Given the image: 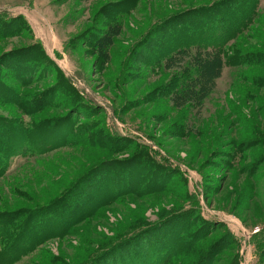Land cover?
<instances>
[{
  "label": "rangeland",
  "instance_id": "rangeland-1",
  "mask_svg": "<svg viewBox=\"0 0 264 264\" xmlns=\"http://www.w3.org/2000/svg\"><path fill=\"white\" fill-rule=\"evenodd\" d=\"M207 1L0 0V82L13 90L0 95V116L30 129L13 136L27 147L0 177V213L35 216L63 194L51 210L87 202L62 224L45 211L61 231L27 233L21 242L34 248L14 264H84L145 225L108 257L179 228L162 243L167 264H264V0L238 40L249 62L174 100L185 58L165 63L176 23L160 21ZM90 190L107 195L89 203Z\"/></svg>",
  "mask_w": 264,
  "mask_h": 264
},
{
  "label": "trees",
  "instance_id": "trees-1",
  "mask_svg": "<svg viewBox=\"0 0 264 264\" xmlns=\"http://www.w3.org/2000/svg\"><path fill=\"white\" fill-rule=\"evenodd\" d=\"M260 1L261 0H212L175 11L160 21L162 23L172 19L170 23H176V30H172L167 36L168 38H171V46L167 48V52H165V54L168 53L165 58V63L171 64L177 59L183 60L185 58V65L181 71L173 74V82L175 80H179L178 87H175L172 92V98L174 100L182 99L184 96V90L192 91L190 89H193L192 86L195 85H198V88L202 91H208L213 87L215 78L220 75L222 67L225 64L235 68L240 66L242 63L244 64V59L247 56H252L251 54L253 52L251 51L245 53L246 50L241 47L238 40L245 35L255 23L259 12ZM188 15H191V19L183 21V23L179 22L180 20H186ZM260 57L262 58L263 56ZM245 60V62H249L247 59ZM50 63L52 65L55 64L52 60ZM194 65L196 66V69L192 68ZM21 80L23 81V79ZM2 84H4V86ZM11 90V87H9L7 83L0 82V95L3 96L1 98L6 99L5 97L9 96L8 93ZM10 126H16V128L21 131H13L12 133L7 132L8 127ZM27 129L29 128L25 127L24 123L20 120H4V118L0 116V138L3 139L7 136V141L11 142V148L2 147V149H0V177H2L8 169L9 158L13 155H21L25 151L27 142L24 145V139L19 142L18 138H16L15 144L13 136H21L27 131ZM103 169L105 168H102L101 170ZM111 172L112 170H106L107 175H110ZM134 173L136 175V172H132L131 170L128 173L124 171L120 173L121 175H119V178L124 179L125 175H131ZM108 177L109 178L103 181L104 184L98 185V188L103 189L104 186L106 187L107 184L111 182L110 176ZM113 180H115L114 183L117 182L116 179ZM89 194L91 199L89 200V203L92 201H102V199L107 195H100L101 198L95 199L96 195L91 197L94 195L93 190H90ZM64 195L65 194L61 195L60 198ZM60 198L57 197L50 204L34 209L33 211L39 212L35 215L38 216V219L37 221L35 220V222H32L30 219L35 216H29V212L24 214L21 218H19V216H21L20 214L23 212L6 211L5 213H0V218L3 215V217L7 219L4 221V218H1L0 222L4 221L7 226H9L4 227V229H0V264H14L34 248L29 247V244H23L24 241L21 242V240L26 238L27 233L41 229L61 231V225L58 224L59 227H55L53 221L59 220L62 224L63 220L67 219L72 214L74 209L78 210V208H80L83 204L87 203L83 199L82 201L80 199L81 202L78 200L76 204L71 206L70 203H63L61 206L59 205V208H56V210H51L53 207H57L63 200V198L61 200ZM78 204L81 205L79 206ZM49 207L51 208L48 210ZM71 209L73 210L71 211ZM45 211H48L46 212V215L49 214L54 218L53 221H49L52 222L49 226L46 224L48 221L46 222L44 218H41V215L44 214ZM66 211H68L70 215L68 217H63L62 213ZM74 214H76V216L79 215L78 213ZM189 215L190 213L187 214V216ZM57 217L59 218L57 219ZM148 227L149 226L145 225L138 231L129 235L126 239L131 237L133 238L125 243L116 245L120 241L126 240L122 238L112 243V245L110 244L109 247H104L103 250L101 249L100 251L94 253L93 257L84 264H167V261H169L172 256V251L169 246H163L162 243H165L166 240L164 239L170 238V235L171 238L168 243H175L178 237H180L179 234L183 233V230L179 231V228L178 230H176L177 228L171 230L169 229L167 234L160 235L163 239L162 243L160 239L159 241L154 240L158 241L156 243L151 241V234L144 235L145 238L143 242L142 238L137 241L139 251L135 249L133 256H130L128 252L126 259H123L125 257L119 258V261L117 262L115 258H112L111 256L108 257V255H112L118 248L120 249V247H123L128 242H136L135 240L138 239L139 235H141ZM49 235L50 234L43 235L44 239L52 238ZM155 244L158 245V247L155 248ZM152 247L155 249L152 250ZM107 259L114 261L105 263V260Z\"/></svg>",
  "mask_w": 264,
  "mask_h": 264
}]
</instances>
